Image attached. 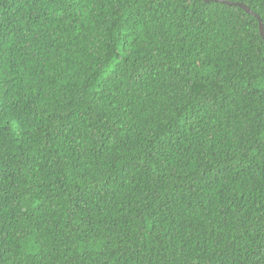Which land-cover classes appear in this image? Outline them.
<instances>
[{"label": "trees", "instance_id": "16d2710c", "mask_svg": "<svg viewBox=\"0 0 264 264\" xmlns=\"http://www.w3.org/2000/svg\"><path fill=\"white\" fill-rule=\"evenodd\" d=\"M227 1L264 26L261 0ZM262 253L256 18L201 0H0V264Z\"/></svg>", "mask_w": 264, "mask_h": 264}, {"label": "water", "instance_id": "95a60500", "mask_svg": "<svg viewBox=\"0 0 264 264\" xmlns=\"http://www.w3.org/2000/svg\"><path fill=\"white\" fill-rule=\"evenodd\" d=\"M204 2V0H201ZM209 2H215V3H221V4H226L228 6H235V7H239L240 9H242L246 14L251 15L252 17L256 18L258 21V28H259V32L261 37H264V26L262 24L261 19L259 18L258 15H256L255 13H253L248 7H246L243 4L240 3H233V2H229L227 0H207V3Z\"/></svg>", "mask_w": 264, "mask_h": 264}, {"label": "snow or ice", "instance_id": "6c2138e0", "mask_svg": "<svg viewBox=\"0 0 264 264\" xmlns=\"http://www.w3.org/2000/svg\"><path fill=\"white\" fill-rule=\"evenodd\" d=\"M185 3H188V4H191L192 6H196L200 0H184ZM204 3H207V0H204ZM260 8L262 11H264V0H261V3H260ZM264 254V253H262ZM260 257L257 256V259H259Z\"/></svg>", "mask_w": 264, "mask_h": 264}]
</instances>
